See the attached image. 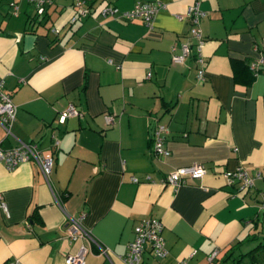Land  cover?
Returning <instances> with one entry per match:
<instances>
[{"label": "crops", "instance_id": "0c3cea01", "mask_svg": "<svg viewBox=\"0 0 264 264\" xmlns=\"http://www.w3.org/2000/svg\"><path fill=\"white\" fill-rule=\"evenodd\" d=\"M83 1L90 12L51 0L36 17L24 0H0V87L15 105L0 148L34 142L52 155L47 182L30 159L0 161V264H70L63 256L79 242L83 264H126L132 227L147 216L166 252L144 249L138 264H264V0H153L150 27L118 17L136 0ZM193 1L202 79L192 55L171 60ZM68 103L78 113L59 122ZM156 126L167 154L152 150ZM192 162L199 177L163 181ZM237 166L252 175L244 190L220 174ZM68 217L85 231L71 241Z\"/></svg>", "mask_w": 264, "mask_h": 264}, {"label": "built area", "instance_id": "2783aa9c", "mask_svg": "<svg viewBox=\"0 0 264 264\" xmlns=\"http://www.w3.org/2000/svg\"><path fill=\"white\" fill-rule=\"evenodd\" d=\"M32 5L36 17L44 12V7L51 0H24ZM76 12L87 13L91 8L84 6L83 0H73ZM12 12H15L16 4L10 1ZM158 1L151 0H136L127 9L120 10L118 17L124 20L133 18L140 19L145 25L151 26L152 17L155 11L159 8ZM113 8L109 5L103 4L98 8L101 13H107ZM184 13L188 19V29L185 42L181 43V53L172 55V61H179L183 55L190 54L193 56L194 61L197 63L196 77L203 78V58L201 55V45L203 38L200 34L198 27V19L202 14L198 8L196 1H193L185 6ZM75 16H70L73 19ZM262 62V57L255 59L248 63L250 69L255 72L257 63ZM15 105L10 99L9 93L2 90L0 87V127L4 130L5 134L10 133V125L14 117ZM78 110L70 103L57 114V120L62 122L65 116L77 114ZM112 119L111 114L105 113L103 120L107 123ZM161 126H156L153 130L151 138V147L155 154H167L168 150L162 146V137L159 134ZM57 139H52V145H56ZM30 159L37 166L43 178L47 182L48 173L52 165V155L50 153H42L34 142L18 141L17 143L7 148H0V161L4 167L12 168L17 162ZM204 172V167L199 162H192L185 165H179L170 169L164 176L163 181L172 186L181 183L184 178H197ZM220 174L224 178V182L231 184L236 183V190H244L252 183V175L247 171L237 166L234 169H222ZM257 174V173H256ZM135 180V177H131ZM58 203L57 199L54 197ZM0 206L5 209L3 203L0 201ZM161 223L158 218L154 216H147L139 219L132 227V237L126 243V248L121 254V259L126 264H138L140 261V254L142 250L148 249L154 256H162L166 252L162 235L160 234ZM85 234V231L80 226L77 218L68 217L65 223V236L68 241L76 239L78 236ZM87 247L84 243L79 242L75 249L67 252L63 256L64 263L70 264H83L84 254ZM3 264H21L17 258H7Z\"/></svg>", "mask_w": 264, "mask_h": 264}, {"label": "trees", "instance_id": "16d2710c", "mask_svg": "<svg viewBox=\"0 0 264 264\" xmlns=\"http://www.w3.org/2000/svg\"><path fill=\"white\" fill-rule=\"evenodd\" d=\"M84 6L87 7V8L93 7V6H90L89 4H87L85 1H84ZM246 68H247V65L240 64V73H243ZM248 76L252 77V74L248 72Z\"/></svg>", "mask_w": 264, "mask_h": 264}, {"label": "rangeland", "instance_id": "374dc122", "mask_svg": "<svg viewBox=\"0 0 264 264\" xmlns=\"http://www.w3.org/2000/svg\"><path fill=\"white\" fill-rule=\"evenodd\" d=\"M33 8H31V11H32Z\"/></svg>", "mask_w": 264, "mask_h": 264}]
</instances>
